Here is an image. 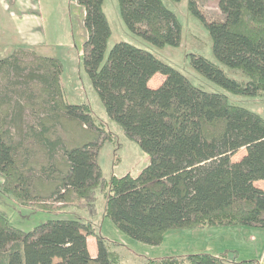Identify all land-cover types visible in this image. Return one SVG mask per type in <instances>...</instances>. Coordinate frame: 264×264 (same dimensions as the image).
Returning a JSON list of instances; mask_svg holds the SVG:
<instances>
[{"label":"trees","instance_id":"obj_1","mask_svg":"<svg viewBox=\"0 0 264 264\" xmlns=\"http://www.w3.org/2000/svg\"><path fill=\"white\" fill-rule=\"evenodd\" d=\"M75 1L82 8L86 30L84 71L106 115L149 160L135 175L104 177L99 153L113 137L87 105L64 100L58 59L34 54L27 65L22 47L0 58L2 189L36 210L60 212L74 206L88 215L50 217L27 231L0 211V264H128L126 246L101 235L91 221L98 213V193L104 200L103 215L123 234L148 245H158L172 229H264V189L254 184L264 180V117L230 101L226 93L192 84L151 51L128 41L115 42L106 54L111 27L104 0ZM199 1L187 0V9L208 31L214 57L245 79L229 76L201 54H188L191 66L229 93L264 94V0H215L223 17L214 19ZM117 2L131 32L157 47L180 44L181 23L163 0ZM25 71L37 80L38 96L52 125L74 122L80 130L71 137L73 144H67L59 135H48L50 128L42 118L40 131L30 134L31 142L44 152L39 168L28 140L15 144L7 128L13 102L2 88H8L11 75ZM156 73L162 78L152 87L149 80ZM242 147L245 153L232 160ZM87 236L95 239L94 257ZM228 252L145 257L141 262L137 257L138 264H231ZM238 264L258 263L250 259Z\"/></svg>","mask_w":264,"mask_h":264},{"label":"rangeland","instance_id":"obj_2","mask_svg":"<svg viewBox=\"0 0 264 264\" xmlns=\"http://www.w3.org/2000/svg\"><path fill=\"white\" fill-rule=\"evenodd\" d=\"M163 2L181 23V39L178 46L157 47L137 36L124 25L117 0H104L103 9L111 27L106 54L115 42L128 41L151 51L156 57L184 74L192 84L207 91L226 93L230 101L245 105L264 117V94L251 97L229 93L191 66L188 54H201L218 64L229 76L245 79L239 71L223 66L214 57L208 31L189 12L187 0ZM199 4L208 18L223 17L215 0H200ZM85 38L82 8L75 0H0V58L22 47L23 60L27 65L31 63L34 54L58 59L62 66L60 82L64 100L87 105L103 130L110 132L113 137L111 142L106 141L100 149L99 162L103 176L109 178L111 174L121 175L127 172L135 175L148 163V156L135 141L127 139L121 127L106 115L99 96L83 68L82 45ZM26 72L21 76L11 75L8 88H2L3 93L10 96L13 102L7 128L15 144L28 140L27 146L31 148L34 164L39 168L38 163L44 161V152L38 144L31 142L30 134L40 131L39 122L42 118L50 128L48 135L51 138L59 135L67 144H73L71 137L80 130L77 128L79 125L74 122L63 121L61 125H52L51 119L46 118L42 98L38 96L35 82L37 80L25 75ZM160 78L162 76L156 73L155 77L149 80V85L153 87V83ZM30 126H34L35 130H29ZM244 153L245 148L242 147L231 156V159L238 160ZM254 184L264 189L263 179L255 180ZM103 204L102 194L98 193L96 202L98 213L91 221L99 233L110 240L124 239L121 243L126 246L125 253L130 255L124 258L128 264H138L139 260L141 262L145 257L183 256L187 253L201 252L219 254L225 249L229 250L228 261L231 264H238L237 261L255 259L264 249V235H261L264 234V229L250 226L172 229L164 233L158 245H148L123 234L115 223L103 215ZM0 211L12 224L27 231L33 230L50 217L86 219L88 216L84 209L74 206H67L57 212L36 210L22 205L12 194L2 189L1 176ZM87 237L92 240L91 236ZM137 256H140L139 260Z\"/></svg>","mask_w":264,"mask_h":264},{"label":"crops","instance_id":"obj_3","mask_svg":"<svg viewBox=\"0 0 264 264\" xmlns=\"http://www.w3.org/2000/svg\"><path fill=\"white\" fill-rule=\"evenodd\" d=\"M19 45V44H18ZM156 75V74H155ZM155 75L153 77H155ZM153 77L150 79V81L153 79ZM161 78L160 79H157L155 81V83H153V86H156L159 82H160ZM231 227V226H230ZM233 227H237V226H233ZM261 235H264V234H261ZM253 238V237H252ZM122 240H124L123 238L120 239L119 241L122 242ZM264 243V242H263ZM87 247H88V250H89V253L92 257L96 256V243H95V239L92 237V240H90V238L87 237ZM211 247H209L210 249ZM260 248V247H259ZM221 252V251H220ZM252 260H255L258 264H264V249L263 251L260 253V255L256 256L255 259H252ZM237 263H239L237 261Z\"/></svg>","mask_w":264,"mask_h":264}]
</instances>
